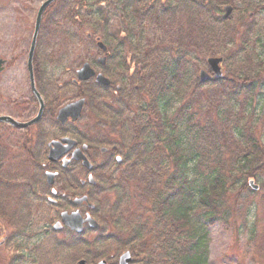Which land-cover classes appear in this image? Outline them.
Masks as SVG:
<instances>
[{"label":"trees","instance_id":"1","mask_svg":"<svg viewBox=\"0 0 264 264\" xmlns=\"http://www.w3.org/2000/svg\"><path fill=\"white\" fill-rule=\"evenodd\" d=\"M87 1L79 0L80 3ZM104 1H107L108 9L113 7L119 11L120 20L126 25L128 39L125 38L126 42L114 45H118L117 48L126 46L132 53L133 62L140 66V73L137 70V76L134 77L132 84L137 92L122 88V94H118L121 100L115 101L113 105L118 111L111 123L117 130L118 143L125 144L120 151L126 149V162L116 179H111L109 192L115 194L116 205L121 201L135 199L138 202L136 208H140L141 203L148 207L150 218L147 223L137 224L133 220L128 223L135 233L145 234L141 237L134 234L129 238L134 241L132 251L138 253L136 248L142 247L141 264H205V232L200 231L203 226L198 225V228L192 229L189 224L194 204L197 203L202 210V221L211 225L221 216L224 220L229 216L224 200L232 186L235 188L236 176L241 177L243 181L238 191L256 194V191L248 187L247 180L250 178L255 180L256 171L252 168H255L254 162L257 163L255 159L264 156V151L259 148L255 139L250 137L242 145V150L233 154L228 151V144H232L230 137L233 134H228L226 129L229 128V131L233 129L231 126L234 124H231L230 119L237 96H242L245 101V104L241 105V111L252 107L251 100L259 77L251 75L255 72L249 66V74L239 80L227 75V80L224 76L221 80H211L204 84L210 88L220 87L222 89L220 96L224 94L226 96L223 101L217 99L218 95L207 99L205 109L208 112L211 109L215 110L213 119H210V113L205 122L200 123L198 117L195 119L194 107L191 108L189 97L180 101L183 103L173 117H168L174 85L181 84L184 74L187 73L188 62L194 55L215 56L219 53L218 49L226 45L225 39L218 34L219 31L229 28L228 19L223 20L220 15L221 0H182L184 7L181 9L177 8L173 0ZM96 4V2L90 4L89 7L94 8ZM70 5H74V0H59L55 3V7L62 8V22L70 21V18H73L74 22L77 20L79 22L77 15L70 11ZM254 10L264 14V0H258L257 3L256 0L244 2L242 13ZM90 14H97L99 17L102 15L100 19L103 22V12L100 9L97 11L91 9ZM51 17H54V21L50 28L57 35L61 28L60 23L54 14H51ZM176 19H184L185 23L180 24ZM48 20L49 16L43 26H49ZM104 23L103 29L98 28L103 31V38L110 41L116 39L115 36L108 37L105 34ZM219 23L224 24L220 30ZM148 24L155 27V33H160L161 36L146 42L143 31ZM92 26L96 31L97 26L94 24ZM246 28L243 35L233 31L228 40L229 45L234 46L236 38L240 36L246 46L249 40L243 37L247 36L249 27ZM41 31L43 36V28ZM117 54L118 51L115 52V55ZM220 55L224 53L220 52ZM262 62L259 66L264 67ZM140 76L141 79L138 78ZM197 84L200 86V83ZM103 93L88 87V92L84 95L88 97L87 103L93 120L102 121L104 126L107 125L108 117L105 114ZM140 96L147 101L142 102ZM134 99H138V102L134 103ZM133 106L134 116L126 120L121 111L129 114V108ZM103 126L99 128L102 131ZM187 141H195V144L208 149L203 154L206 156L204 160L207 173L195 172L192 164L197 159V154L187 155L184 147ZM233 155L235 159L231 160V163H224L226 156ZM257 170L263 171L264 174V165L263 167L259 165ZM203 177V183L197 185V181L203 180ZM101 181L103 180L98 181L96 189L100 190L103 187ZM227 182H230V190L226 187ZM128 193L131 196H128ZM134 209L135 205H131L129 212ZM147 239L150 242L146 243Z\"/></svg>","mask_w":264,"mask_h":264},{"label":"flooded vegetation","instance_id":"2","mask_svg":"<svg viewBox=\"0 0 264 264\" xmlns=\"http://www.w3.org/2000/svg\"><path fill=\"white\" fill-rule=\"evenodd\" d=\"M53 5L46 8L42 14L31 59L35 92L31 88L28 69L34 23L28 45L26 39L13 38L8 53L0 54V93L7 97L0 99V105L8 109V113L1 116H7L24 124L37 117L42 106L37 122L19 129L25 131L19 141L20 149L14 152L12 149L4 151L0 143V264H77L79 262L119 264L120 257L125 253L130 255L129 264H141L142 247L136 248L138 253L132 251L134 241L127 238L125 232L117 234L121 222L124 228L128 226L129 222L125 220V216L128 219L131 217L129 211L127 210L125 214L118 213V208L114 206L113 215L117 212L119 216L105 213L107 215L105 218V215L101 214L104 212L100 202L110 201L102 197L103 192H109L111 179H116L126 162V149L120 151L125 144L118 143L117 130L111 123V120L114 121V114L118 111L113 105L115 101L121 100L118 94H122V88L130 92L135 91L136 88L132 84L140 66L132 61V55L129 56L128 62L122 63V57H113V47H107L101 72L109 79V86L100 90V87L96 88L93 80L75 83L76 78L71 79V85L79 90L74 89L76 96L67 103L80 97L87 100L88 97L84 93L89 86L104 92L103 104L108 117L104 133L95 137L93 131L91 134L85 128L84 125L89 121V117L85 122H81L84 111L88 108L87 102L79 120L72 122L67 119L64 124L58 123L57 111L67 103L57 106L58 95L63 88L56 83L57 80H52L48 70L59 59V51L57 48L53 50L51 38L44 37L49 33L50 24L54 21L51 14L55 15L59 23L62 20L61 10ZM47 16H49L48 27L43 26ZM42 28L45 30L43 36H41ZM24 55L26 74L22 75L21 71L14 69L23 62ZM112 60L117 67L126 66L129 69L127 78L122 79L127 82L126 84H121L117 77L113 78L106 72ZM5 76L24 78L23 87L27 89L29 97L14 98L16 87H21L20 82L11 83L6 79L5 83ZM138 78L141 79V76ZM9 92L12 95H9ZM129 109L135 113L134 109ZM132 112L128 114L121 111V115L128 120L134 116L130 115L133 114ZM91 113L89 110L87 116ZM48 122L50 126L56 128L58 134L57 137L42 142V138L46 136V127L43 125ZM0 126L11 128L5 124ZM32 131L35 132L34 137L30 135ZM63 139L70 142V147L55 160H50L49 152L53 148L50 144ZM79 149L81 152L78 153ZM75 150L77 156L80 154L86 158L91 166L90 170L83 166L81 159L76 160L73 157ZM47 174L52 176L48 177ZM100 180H103L101 184L104 189L99 190L96 186ZM83 197H86V200L79 202L78 200ZM21 213L24 217L22 223L18 225ZM63 214L70 216L75 214L76 218L81 220L80 230H74L71 228L72 224L64 223Z\"/></svg>","mask_w":264,"mask_h":264},{"label":"rangeland","instance_id":"3","mask_svg":"<svg viewBox=\"0 0 264 264\" xmlns=\"http://www.w3.org/2000/svg\"><path fill=\"white\" fill-rule=\"evenodd\" d=\"M43 1L44 0H0V54L8 53V49L13 43L11 41L13 38L26 39V45L29 44L35 14L39 5ZM173 1L174 4L177 5L178 9L184 7L182 0ZM248 1L249 0H221L220 9L225 5H230L233 7V11L228 19L229 28L218 32L220 37L225 39L226 45L220 47L218 49L219 53L214 56L223 57L222 71L224 76H226V80L228 77L227 75H231L236 80L243 78L244 75L249 74V66H251V70L255 72L251 75L253 77H259L257 79L258 81H256V91L253 95V99L251 100L252 107H248L246 111H241V105H244L245 101H243L242 96H237L235 98L233 115L230 119L231 124H234L231 126L233 129L230 131L229 128L226 129L228 134H233V136L230 137L232 139V144H228V151L233 154H237L239 150H242V145L246 139L250 137H253L255 139L253 140L258 144L259 148L264 151V67L259 66L262 61L264 62V14L261 12L257 13L255 10L242 13L244 2ZM257 1L258 0H256V3ZM95 2L97 3L96 6H94V8H90L89 5ZM108 7L107 1L104 0H88L83 3H80L79 0H74V5H70L69 9L74 15H77L76 17L79 19V22L75 23L73 18H70V21L61 22L59 24V27L61 28L59 30V34L57 35H55L52 29H49L46 39H52L51 43H53V50L57 48L60 56L62 55L61 57H63L61 59H57L56 64L48 70V74L51 76L52 80H57L56 83L58 85H62L63 88L61 94L58 95L59 99L57 106L71 101L76 96L74 94V88L69 84L71 79L74 78L75 70L79 66L87 62L92 67H96L100 70V68L95 64V58L101 55L100 51L96 47L95 38H100L102 42L108 45L107 42L109 40H107V38L105 40L102 36L103 31L98 29H103L104 21L105 34L108 37H116V39L113 38V40H111V44H119V38L124 37V34L126 33L124 32V30H126V25L120 20L119 11L115 10L113 7L108 9ZM91 9L92 11L100 9L103 12V22L100 19L102 15L99 17L97 14H90ZM236 10L241 12L237 13ZM176 20L180 24L185 23L184 19ZM92 24L97 26L96 31L93 29ZM245 26L249 27L247 30V36L243 37V39L245 38L249 40L247 45L245 46L243 44L244 40H241L240 36L236 38V44L234 46L233 44L229 45L228 40L232 36V32H239V35H243L244 31L247 29ZM221 27H224V24L219 23L218 30H220ZM88 34H90L91 38H87ZM143 34L146 42L150 41L152 38L155 39V37L161 36L160 33H155V27L150 24H148V27L144 28ZM134 41H137V39H134ZM242 44L244 47L241 46ZM126 49L127 47L125 46L124 52ZM220 52H223L224 55H220ZM121 55L122 57L124 56L122 53ZM129 56L130 55H127L125 60L127 59L128 61ZM226 56H228L227 59ZM207 57L210 56L194 55L188 62L186 66L187 73L184 74L181 84L174 85V91H176V93L173 91L167 112L168 117H173L175 112L177 113V110L183 103L180 101L182 99H188L189 97L191 99V108L192 106L194 107L193 117L195 119L198 117L200 123L205 122L208 113H210V119L214 118L215 110L211 109V111L208 112L205 109L207 99H209L210 96L214 95L216 97V95H218L217 99H221L223 101L226 99V96L225 94L220 96L222 91L220 87L210 88L206 85L198 86L197 84L198 72L201 69L205 71L208 70L206 64ZM24 63L25 55L23 57V62H20L17 65L18 68L14 70L21 71V74L25 75L26 71ZM106 72L113 78H120L123 76L122 67H117L114 60L109 63ZM128 73L129 69H127V76ZM6 76L4 77L5 83L6 79L10 80L11 83L16 81L20 82L21 87H16L17 92L15 93L14 98L18 99L20 97H29L27 89L25 86L23 87L24 78ZM114 80L117 81L116 79ZM134 92H137V90ZM191 92L192 95H190ZM9 95L12 94L9 92ZM1 98L7 97H4L3 93H0V99ZM140 99L142 102L147 101V99L142 96H140ZM135 102H138V99H134V103ZM134 108L135 107L133 106L132 109ZM85 112L87 113L88 109H85L84 113ZM7 113L8 109L0 105V115ZM132 113L133 114L130 113V115H134V112ZM82 121H86V114L85 117L81 119V122ZM49 124L50 122L43 125L46 127V136L42 138V142H46L49 139L57 137L58 133L56 128L50 126ZM84 126L92 134L94 128L92 116ZM219 128L222 129V126ZM97 132H101V130H98ZM24 133V130H13L5 126H0V143L2 144L3 150L7 151L12 149L14 152L17 149H20L19 147L21 145L19 144V141L23 138ZM239 134H241V136H239ZM30 135L34 137L35 132L32 131ZM184 147H186L188 156L197 154V159H195L192 164V166L195 167V172L200 174L207 173V165L204 160L206 156H203V154L208 149L203 145L195 144V141H187ZM233 159H235L234 155L230 157L226 156L224 163H231L230 161ZM255 160H257V163L254 162L256 165L255 168L252 169L256 171L255 182L260 189L256 192V194L249 192L246 193L243 190L238 191L239 187L243 184V181L241 180V177L236 176L235 188L232 186L231 191L226 195L224 200L226 202L225 209L229 214L225 220L223 219V216H221L219 220H216L213 224L208 225L205 221H202L201 208H199L197 203L194 204L189 224L192 226V229H195L196 227L198 228V225L203 226L200 231L205 232V264H264V174H262L263 171L257 170L259 165L263 167L264 156L256 158ZM19 180L22 181L21 179ZM203 181L204 177L203 180L197 181V185H201ZM226 187L230 190V182H227ZM107 196L110 197V201H100L104 212H101V214L105 215V218L107 217V213H110V216L113 215L114 201L111 199L114 198L115 200L116 198L114 194H109ZM128 196H131L130 193H128ZM104 197H106V195H104ZM131 202L135 205V209L132 212H134L135 215L138 214V217L143 219V222H145V219L150 218L147 205L140 202V209L136 210V203L138 202L132 200L123 201V203L121 202L118 208V213L124 212L125 214L127 209L129 210L131 205H133ZM19 209H21V207ZM130 215L135 216L133 214ZM23 217L24 215L21 213L18 225L22 223ZM125 220H129L127 216H125ZM120 225L123 229V222H121ZM147 242L150 241L147 239L146 243ZM142 259L143 257H141V260Z\"/></svg>","mask_w":264,"mask_h":264},{"label":"water","instance_id":"4","mask_svg":"<svg viewBox=\"0 0 264 264\" xmlns=\"http://www.w3.org/2000/svg\"><path fill=\"white\" fill-rule=\"evenodd\" d=\"M54 1L55 0H46V1H44L41 4V6L39 7L37 15H36L34 32H33L32 42H31V53H30V58H29V61H28V69L30 71V76H31V88H32V90L34 92H35V90H34V85H33V81H32V73H31V59H32V55H33L34 45H35V42H36V36H37V33H38L41 16H42L44 10L51 3H53ZM231 12H232V7L231 6L223 7V16H222V18L226 19L227 17H229ZM97 46L100 49H102L103 51L105 50V47L100 42L97 43ZM97 62H99L100 64H103L104 63V58L97 59ZM206 62H207V65L209 66L210 71L213 74L214 78L215 79H221V77L223 76L221 68H220V64L222 62V58H208ZM76 74H77L78 80L81 81V82L87 81V80H89V79L94 77L95 82L98 83V84H101L103 86H107L109 84V81L106 78H104L102 76V74L95 75V72L90 68L89 64H87V63H84L81 66V68L77 71ZM209 79H210L209 73H207V72H205L203 70H201L199 72V81L201 83H205ZM83 104H84V100L80 99L78 101H75L73 103H70V104L66 105L65 107H63L62 109L59 110L58 115H57V120L61 124H64L68 118H70L72 121H75L80 116V112L82 110ZM41 110H42V106L40 107V111H39L37 117L35 119H33L32 121L28 122V123H24V124L23 123H19V122H16V121L12 120L11 118H8V117H0V123L2 122V123L10 125L12 127H15V128H25V127L33 124L34 122H36L38 120L39 115L41 114ZM62 142L64 144H66V146H62V144L59 143V142H53L52 143L53 148L50 149V152H49V159L50 160H55V158H58L60 156V154L63 153L64 150H66V149H68L70 147V142L67 141V139H63ZM76 153L77 152H75L73 154V157L76 160L81 159L82 162H83V165L86 168L90 169L91 166L86 161V159L80 154L77 156ZM47 176L51 177L52 175L51 174H47ZM248 185L254 191H257L259 189L258 185L255 184L253 179H250L248 181ZM83 200H86V199L82 198V199H80L78 201L80 202V201H83ZM63 219H64L65 222H67V220L71 219V221H72L71 224H73L71 227L74 230H79V224H80L81 221L77 220L78 218H76L75 214H73L72 216H69L67 218L65 217V214H63ZM129 261H130V258H129V254L127 253V254H124V255L121 256L119 264H128ZM78 264H84V263L80 262ZM100 264H104V263L101 262Z\"/></svg>","mask_w":264,"mask_h":264},{"label":"bare ground","instance_id":"5","mask_svg":"<svg viewBox=\"0 0 264 264\" xmlns=\"http://www.w3.org/2000/svg\"><path fill=\"white\" fill-rule=\"evenodd\" d=\"M132 228L133 227H131V226H126V228L123 227V229H122V227H119L117 234H122L123 232H125L127 238H130V236H132L134 234H136V236H138V237H141V235H145V234H143L141 232H139L138 234L135 233L134 232L135 230H132Z\"/></svg>","mask_w":264,"mask_h":264}]
</instances>
